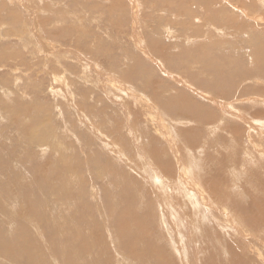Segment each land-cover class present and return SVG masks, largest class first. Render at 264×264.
Listing matches in <instances>:
<instances>
[{
	"label": "rangeland",
	"instance_id": "rangeland-1",
	"mask_svg": "<svg viewBox=\"0 0 264 264\" xmlns=\"http://www.w3.org/2000/svg\"><path fill=\"white\" fill-rule=\"evenodd\" d=\"M261 75L264 0H0V264H264Z\"/></svg>",
	"mask_w": 264,
	"mask_h": 264
},
{
	"label": "bare ground",
	"instance_id": "bare-ground-1",
	"mask_svg": "<svg viewBox=\"0 0 264 264\" xmlns=\"http://www.w3.org/2000/svg\"><path fill=\"white\" fill-rule=\"evenodd\" d=\"M186 2V1H185ZM187 3V2H186ZM137 5H138V3H137ZM236 6V5H235ZM163 8V7H162ZM184 12H185V9H184ZM158 13H160V12H158ZM162 13H163V11H162ZM186 14H188V11H187V13ZM186 14H184V16H186ZM154 15V14H153ZM178 15V14H177ZM181 15H183V14H181ZM93 16H94V14H93ZM152 16V15H151ZM188 17V16H187ZM154 18V17H153ZM177 18H178V16H177ZM199 19V18H198ZM188 20L189 21H192V17H190V18H188ZM225 21V20H224ZM192 23V22H191ZM137 24V23H136ZM138 25V24H137ZM187 26V25H186ZM138 27V26H137ZM136 27V28H137ZM164 27V26H163ZM167 28V27H166ZM184 28H185V26H184ZM216 29V28H215ZM133 30V29H132ZM190 30H193L192 32L190 31ZM218 30V29H217ZM186 31V30H185ZM188 31V32H187ZM187 31L185 32L187 35V38H195L196 37V34H195V28L194 29H187ZM136 32V31H135ZM183 33V32H182ZM181 33V35H179V36H181L180 38H182V36L183 35H185V33L184 34H182ZM90 35V34H89ZM88 35V36H89ZM90 37H92V35L90 36ZM79 38V37H78ZM187 38H185V39H187ZM136 39V38H135ZM138 39V38H137ZM177 39H179V38H177ZM183 39V38H182ZM181 40V39H180ZM185 41V40H184ZM186 41H189L188 39L186 40ZM143 42V41H142ZM136 43V42H135ZM140 44V43H139ZM177 44H180V43H177ZM144 46V45H143ZM136 47L138 48L139 47V45H138V43H136ZM140 49V48H139ZM142 49V48H141ZM42 50V49H41ZM63 50V49H62ZM72 52V51H71ZM144 53H147V52H145V49H144V51H143ZM73 53V52H72ZM77 53V52H76ZM198 59H200L201 61H205V60H207L206 59V57H204V56H199L198 55ZM60 60V59H59ZM85 60V59H84ZM206 63L208 64V61H206ZM89 64H91L92 65V68H94L95 66V64L94 63H92V61H90V60H88L87 59V61L85 60L84 61V64H82L81 65V71H82V73L85 75V74H88V72H89V69H91V68H89V69H87L86 67L89 65ZM159 64V63H158ZM256 66V65H255ZM202 67V66H201ZM205 67V66H204ZM195 68V67H194ZM165 69V68H164ZM198 69V68H197ZM96 70V69H95ZM237 70V69H236ZM98 71V70H97ZM200 72V71H199ZM198 72V73H199ZM236 72V71H235ZM102 73H104V72H102ZM115 74H117V73H115V72H112V71H109L108 72V75H107V78H108V80H104L103 81V86H104V88L105 89H107V90H109V91H128V93L127 94H121L120 95V99H118V100H116V103H118V105H120V106H122V108L123 109H126V110H128L129 112H131V111H133V108L135 109L136 107H137V112H139V113H143V114H148V115H151L152 116V113H153V111L154 110H158V108L156 107V104H157V97H156V93L155 94H150L148 97L147 96H145V95H141V96H143L144 98H143V100H142V102L140 101L141 99H138V98H136L135 97V94H134V92L133 91H142L141 90V87H138L137 88V84L138 83H130L129 84V82H127L125 79H123L121 76H119V75H115ZM231 74V73H230ZM229 74V75H230ZM233 74V73H232ZM51 75V74H50ZM11 76H12V74H11ZM53 76V80H57V82L56 83H59V82H61V84L62 85H59V87H61V86H64V88H66V90L68 89V84L65 82V84H63L62 83V78H61V76L60 75H58V74H56V75H52ZM196 76V75H195ZM199 76V75H198ZM231 76V75H230ZM264 77V75H261L259 78H263ZM209 78V77H208ZM217 78V77H216ZM227 78V77H226ZM222 79V78H221ZM257 79H258V77H257ZM151 80H152V78H151ZM222 80H224V79H222ZM12 81V80H11ZM229 80H227V82H228ZM240 81V80H239ZM13 82V81H12ZM146 83H143V85H142V87H146L147 85H149V83H151L150 82V78H149V82L148 81H145ZM190 82V81H189ZM217 82V81H216ZM218 82H221V81H218ZM223 82V81H222ZM225 82V81H224ZM4 83V82H3ZM101 83V82H100ZM161 83V82H160ZM208 83V82H207ZM212 83V82H211ZM158 84V82L157 83H151V86H156ZM192 83L190 82V85H191ZM189 85V84H188ZM211 85V84H210ZM20 86V85H19ZM24 86V85H23ZM51 86H52V84H51ZM50 86V87H51ZM55 86H57V85H54V86H52V87H55ZM207 86V85H206ZM223 86V85H222ZM25 87V86H24ZM58 87V86H57ZM188 88H191V89H193V85H191V86H187ZM245 87V86H244ZM103 88V89H104ZM201 88V87H200ZM202 88H204V86L202 87ZM224 88H225V86H224ZM205 89H209V88H206L205 87ZM233 89V88H232ZM258 88H256V90H257ZM59 90V89H58ZM195 90H196V88H195ZM197 90H198V88H197ZM204 90V89H203ZM242 90V89H241ZM59 91H63L62 92V94L63 95H65V96H67V99L73 104V103H76V102H73V98L74 97H72L71 96V94H69V92L68 91H71V90H67V91H64V90H59ZM105 91V90H104ZM163 91H166V90H163ZM170 91V90H169ZM173 91V90H172ZM199 91V90H198ZM206 91V90H205ZM224 91V90H223ZM226 91V90H225ZM236 91V90H235ZM239 91V90H238ZM259 91V90H258ZM253 94V93H252ZM255 94V93H254ZM257 94H259V93H257ZM71 96V97H70ZM253 96V95H252ZM255 96V95H254ZM84 97V96H83ZM115 97V96H114ZM234 97V96H233ZM248 97V96H247ZM258 97V96H257ZM79 98V97H78ZM140 98H142V97H140ZM255 98V97H254ZM81 100V99H80ZM248 100V99H247ZM250 100H253L252 98L250 99ZM259 101H261L262 103H264V99L263 98H261V97H259L258 98V102ZM77 102H78V100H77ZM84 102H85V100H84ZM252 102V101H251ZM250 103V102H249ZM76 109V108H75ZM76 111L78 112V114H80L81 113V115L82 116H85V120H87V122H88V119H89V122H88V127L89 128H93V126H92V120H91V118L90 117H88L87 116V114L85 113V112H83V111H80V109H76ZM237 111V110H236ZM232 112V111H231ZM242 116V115H241ZM139 116L137 115V114H134V115H132L129 119H127V123H128V125H129V128H130V130H131V132H133L134 130H135V128L137 127V125H138V120H139ZM242 118V117H241ZM257 121H259L258 119H257ZM261 124H263V122H264V119L262 120V121H259ZM49 126V125H48ZM158 129H160V127H158ZM255 130H257L256 128H254ZM95 131H97V130H95ZM254 133V132H253ZM97 134H100L101 136H103L102 135V133H98V131H97ZM109 140H107L106 142H108ZM252 143H255L256 141L255 140H252L251 141ZM150 149H152V146L150 145V147H149ZM196 148V147H195ZM189 152H191V151H189ZM188 152V153H189ZM158 156V155H157ZM155 159H156V155L153 157V159H152V161H153V164H154V161H155ZM179 159V158H178ZM178 163V162H177ZM156 164V163H155ZM184 164V163H183ZM186 164V163H185ZM145 165H146V168H148V170H150V172L149 173H145V174H142L141 175V177L142 178H147V180H152V179H157V178H159V173L161 174V169H160V167L156 164V166L157 167H155V168H153L152 166H151V164L149 163V162H146L145 163ZM183 167H185V165H183ZM182 168V167H181ZM170 169V168H169ZM179 169V168H178ZM182 170H183V168H182ZM182 170H180L181 171V173H182V176L180 175V177H182L183 178V180H185V178L187 177V175H188V172H186L185 170L184 171H182ZM189 171V170H188ZM196 171V170H195ZM169 171H167V178H171L172 179V181L173 182H177V180L170 174V173H168ZM207 173V172H206ZM190 174V173H189ZM198 175H200V174H198ZM191 176V175H190ZM201 176V175H200ZM192 177V176H191ZM190 177V178H191ZM194 177H195V175H194ZM188 179V178H187ZM149 180V181H150ZM178 180H179V178H178ZM189 180V179H188ZM159 181V180H158ZM208 180H206V182H207ZM151 182V181H150ZM193 182V181H192ZM203 182V181H202ZM193 185L196 187H194V189L193 188H191V190H190V193H189V196H190V202L193 204V205H195V203H197V201H198V204H200L199 203V200H202L203 199V197H206V191L208 190V188H207V190H205V187H203L202 186V183H201V181L197 178H195V181L193 182ZM154 186V185H153ZM155 187V186H154ZM189 188V187H188ZM213 190H215L216 191V188L215 189H213V188H211V197L213 196ZM179 191V190H178ZM157 192H159V190L157 191ZM210 192V191H209ZM157 194H161L160 196H161V199H162V201H161V205H160V208L162 209V215H163V220H164V222H167L169 225L170 224H173V220H174V218H173V216L175 215V213L174 212H172L171 211V209L166 205V202L165 201H169V193L168 192H166V196H164L163 197V193H162V191L160 192V193H157ZM25 195V194H24ZM188 196V195H187ZM198 198H202V199H199L198 200ZM209 198H210V196H209ZM208 198V199H209ZM188 199V198H187ZM211 199V198H210ZM204 200H206V199H204ZM204 202H206V201H204ZM213 202V201H212ZM202 204H203V202H201ZM207 203H209V202H207ZM214 203V202H213ZM191 205V204H190ZM207 206V205H206ZM193 207V206H192ZM190 208V207H189ZM193 209V208H192ZM195 209V208H194ZM190 210H191V208H190ZM203 210V209H202ZM207 210V209H206ZM211 210V209H210ZM194 211V210H193ZM204 211V210H203ZM208 211H209V209H208ZM205 212H207V211H205ZM193 213V212H192ZM201 213V212H200ZM204 213V212H203ZM193 215H194V213H193ZM195 216V215H194ZM196 217V216H195ZM184 219V218H183ZM173 226V225H172ZM172 228H174V227H172ZM175 230V229H174ZM176 234H178V232L176 233L175 232V236H176ZM177 243H179V241L177 242ZM178 246V245H177ZM252 248V247H251ZM181 250V249H180Z\"/></svg>",
	"mask_w": 264,
	"mask_h": 264
}]
</instances>
